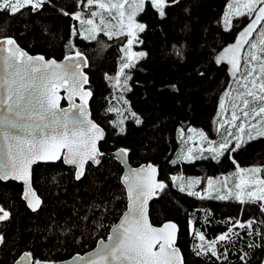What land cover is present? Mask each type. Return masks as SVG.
<instances>
[{
	"label": "trees",
	"instance_id": "trees-1",
	"mask_svg": "<svg viewBox=\"0 0 264 264\" xmlns=\"http://www.w3.org/2000/svg\"><path fill=\"white\" fill-rule=\"evenodd\" d=\"M231 1L179 0L167 9L165 19L150 8L137 16L148 27L141 34L143 44L136 48L147 55L127 70L131 90H125V98L142 123L127 118L123 133L121 126L113 127L115 115L108 113V107L113 93L110 80L119 70L124 41L103 34L93 41L72 35L76 29L72 16L83 11L86 0H50L38 12L24 8L15 15L0 11V38H14L28 53L61 60L80 51L87 57L92 115L106 131L100 145L104 153L101 164L88 165L82 179L76 180L75 170L61 161L34 167L33 186L43 201L37 212H31L22 200L21 184L0 181V205L11 212L8 221L0 222V234L5 236L0 264H13L25 252L34 260L57 263L91 251L99 240H106L127 207L121 184L123 168L108 155L122 148L128 150L133 167L151 163L159 169L160 180L168 184L153 201L150 218L156 226L167 221L178 225L177 245L185 264H245L240 260L244 252L248 253L247 264H264V239L255 234L264 235V212L259 203L200 199L181 192L171 182L172 176L183 175L205 183L236 166L261 168L264 179V137L241 144L219 160L206 157L172 163L177 159L182 129H200L210 139L219 133L220 100L235 80L230 65L215 61L250 22L247 16L234 18L233 27L225 31L224 13ZM237 220H254L253 235L236 227L238 236L217 245L219 259L210 253L195 254L193 248L201 242L194 231L211 241ZM225 251L227 259L222 255Z\"/></svg>",
	"mask_w": 264,
	"mask_h": 264
},
{
	"label": "snow or ice",
	"instance_id": "snow-or-ice-1",
	"mask_svg": "<svg viewBox=\"0 0 264 264\" xmlns=\"http://www.w3.org/2000/svg\"><path fill=\"white\" fill-rule=\"evenodd\" d=\"M50 0H0V11L15 15L24 8L32 12L40 11ZM88 6H97L104 12L112 14L113 10L119 17L117 25L106 23L102 13L91 12V17L81 19V14L75 13L73 19L79 20L81 26L87 25L83 32L72 29V35H81L85 40H97L101 33L112 39L122 38L124 43L121 48L123 56L119 71L114 77L115 86L130 91L127 81L131 79L126 70L135 68L137 62L143 59L147 53L135 51L134 45L143 44L141 34L147 30L148 25L139 22L136 17L145 13L147 8L154 10L160 19H165L167 9L178 4L179 0H86ZM131 7L130 12L126 9ZM64 15H69L65 12ZM100 16L99 24L95 17ZM247 16L250 22L239 32L234 44L225 47L217 56L216 63L226 62L231 66V74L237 87L225 91L220 100V108L225 110L227 103L231 108V119H224L219 124L220 128L228 125L227 137L222 142L216 143L208 139L203 131L197 135L201 141H207L208 147L201 146L199 149L188 148L182 152L178 161L192 162L195 159L206 158L205 151L212 154L215 159L224 156L240 148L248 140L264 137V0H233L228 4V11L224 13L223 23L225 31L233 27L232 17ZM111 19H116L112 16ZM84 33H87L86 35ZM254 34L256 38L254 39ZM245 46H247L245 48ZM0 65L3 74L0 75V181L14 180L23 184L22 197L27 201L28 207L36 212L41 206V199L32 187V166L38 162H55L63 160L64 164L71 165L75 169V179L80 180L85 174V166L100 164V158L104 153L100 149V142L105 139L104 129L88 119L87 102L92 92L85 88L89 83L84 68L87 67V58L80 51L65 56L64 63L53 60H45L43 56H30L23 51L15 39L9 36L0 38ZM177 54H181L177 49ZM63 88L67 92L70 102L68 109L60 107L61 97L58 89ZM235 93V95H233ZM78 97L80 103H75ZM124 103L128 102L124 100ZM122 117L127 112L135 123L142 121L130 107L121 112ZM124 117L113 121V127L124 124ZM235 129V134L232 129ZM120 133L124 128H119ZM195 133V129H189ZM183 129L181 138H183ZM188 140L193 139L188 136ZM235 141L233 145L232 141ZM127 149H119L123 157L127 155ZM199 152V155L195 153ZM235 163V161H233ZM261 168L240 169L238 182L235 183V199L241 204L259 203L260 211L264 212V179L256 174ZM252 175H245L244 173ZM158 169L151 163L137 169H130L123 177V183L127 186L128 210L124 213L120 223L116 225L112 234L108 236V243L104 244L94 256L86 261L79 257L83 264H184L180 250L175 247L177 225L172 222L163 224L162 227H153L148 221L146 205L148 200L163 192L167 187L164 181L157 179ZM178 177L172 176L175 185ZM182 179V178H181ZM200 180L186 181L187 189L200 184ZM209 190L213 187V181L208 180ZM228 191V196L218 195L212 197L211 191L207 198L224 200L233 195L228 189L227 178L223 185ZM251 189V190H249ZM181 192L186 191L184 184L179 186ZM219 191V189H217ZM187 195L206 198L199 192L187 190ZM247 197V200L244 197ZM11 212L0 205V222L8 221ZM254 220L232 223L227 232L219 235L216 239L206 241V237L199 231H194V236L201 242L194 246L193 251L197 256L208 255L220 258L217 245L231 241L236 227L248 229V235H253ZM264 239V235L255 231ZM5 236L0 234V245L4 244ZM258 245H249L254 247ZM227 259V251L223 254ZM247 252L240 256V260L247 264ZM15 264H45L40 260L32 259L30 252L20 256Z\"/></svg>",
	"mask_w": 264,
	"mask_h": 264
},
{
	"label": "rangeland",
	"instance_id": "rangeland-1",
	"mask_svg": "<svg viewBox=\"0 0 264 264\" xmlns=\"http://www.w3.org/2000/svg\"><path fill=\"white\" fill-rule=\"evenodd\" d=\"M102 2H105L107 3L108 0H102ZM233 2V0L231 1ZM129 4H131V0H129ZM92 11H96L98 13H102L105 17V20H106V23L111 20V24L109 25V29L108 30H111L112 26L114 25H117L118 24V21H119V17L116 13V10H113L112 14L109 15V13L107 12H104L103 10L99 9L97 6L93 5V6H88L87 5V2L84 4V8H83V11L82 12H79L81 14V19H88V18H92L91 17V12ZM131 11V7H128L126 9V12H130ZM228 11V7H227V10ZM112 16H116V19H111ZM73 17V16H72ZM240 17V16H239ZM234 18H237V17H232V22L234 20ZM73 19V18H72ZM96 23L99 24L100 22V16L98 15L97 17L94 18ZM137 19V17H136ZM74 20V23H75V27L79 32H83V29L88 27L87 25H83L81 26V23L79 20ZM85 35L87 33H84ZM102 34V33H101ZM81 36V35H80ZM99 36V35H98ZM82 37V36H81ZM256 38V34H254V39ZM87 41H93V40H87ZM247 46H245L246 48ZM134 50L135 51H140L139 49L136 48V45H134ZM72 54V53H71ZM122 56H123V52H122ZM122 62V61H121ZM226 63V62H225ZM231 67V66H230ZM119 71V70H118ZM127 71V70H126ZM118 73V72H117ZM115 77V76H114ZM114 77L110 80V84H111V88H112V96L109 98L110 99V103H109V107H108V113L109 114H113L115 115V120L114 121H117L119 122L120 119L124 118V117H127V118H130L131 116L127 113V112H124L125 109H128L129 108V105L128 103L125 104L124 103V100H126L125 98V90L122 88V87H119V86H115V80H114ZM128 83V81H127ZM237 87L235 81H234V87L235 88ZM233 95H235V93H233ZM227 99L226 98V104H225V110H222L221 111V115L219 117V124L220 123H223L224 119L227 118L228 120L231 119V116H230V113H231V108L230 106L228 105L227 103ZM127 101V100H126ZM109 109H120L121 112H124V117H122L120 115V113H118L117 111H109ZM131 111V110H130ZM132 112V111H131ZM126 118V119H127ZM126 119H124V121H126ZM122 126V125H120ZM189 129H195L196 132L195 133H192V132H189L188 130ZM227 130H228V125H225L224 128H220L218 126V135L215 139H210L208 136V139L211 140V141H214L216 143H219V142H222L225 138L229 139V140H232L231 137H227ZM199 131H202L200 129H196V128H188L186 130H183V133H184V136L183 138H181V131L179 133V141H180V147H179V151L176 155L177 159L178 160V157L180 156V154L182 152H186L188 148H193L194 150L195 149H199L201 146H203L204 148H207L208 147V144H207V141H201V139L199 138V136L197 135V133ZM233 133L235 134V129L233 128L232 129ZM204 132V131H203ZM205 133V132H204ZM206 134V133H205ZM188 136H192L193 139L191 140H188ZM257 138H260L259 136ZM244 140L246 142L250 141L247 139V134L244 135ZM244 142V143H246ZM233 145L235 144V141L233 140L232 141ZM243 144V143H242ZM196 155H199V152H196L195 153ZM203 156L204 157H211L212 158V154L205 151L203 153ZM222 156L220 157H217L215 158L214 160H219ZM213 159V158H212ZM195 160H198V159H195ZM193 160V161H195ZM252 168H256V167H252ZM252 168H242L240 166H236V168L234 170H232L231 172H229L228 174L226 175H222V176H217V177H212V178H209L213 181V187L211 190H209V187H208V180H206L205 183L202 182V179L201 178H198V177H185L183 175H175L176 177H178L177 181L175 182V185L173 184V181L171 180L172 182V185L174 187H176V189L179 190V186L181 184H184V186L186 187V191L184 193H187V190H191V191H195V192H199L201 194V196H205L207 198V193L209 191H211V195L212 197H216L218 195H225V196H228V191L226 189H224L223 185L225 183V178H227V185H228V189H231L232 190V193L233 195L229 196L227 199L225 200H236L235 199V192L238 191V189L235 188V183L238 182V174H239V170L240 169H252ZM245 175H252L251 173H244ZM260 179L261 176H260V173H257L256 174ZM182 178V179H181ZM200 180L201 183L198 184V185H193L191 187V189H187V184H186V181L188 180ZM217 189H219V191H217ZM251 190V189H249ZM215 199V198H214ZM245 200H247V197L245 196L244 197ZM198 239V238H197Z\"/></svg>",
	"mask_w": 264,
	"mask_h": 264
},
{
	"label": "water",
	"instance_id": "water-1",
	"mask_svg": "<svg viewBox=\"0 0 264 264\" xmlns=\"http://www.w3.org/2000/svg\"><path fill=\"white\" fill-rule=\"evenodd\" d=\"M14 39V38H13ZM17 45L23 50V51H25V52H27V50H25L24 48H22L18 43H17ZM28 53V52H27ZM30 56H33V57H35V56H43V55H41V54H36V55H32V54H30V53H28ZM73 54V53H72ZM72 54H69V55H72ZM0 55H3V53H0ZM84 55V54H83ZM67 56V55H66ZM85 56V55H84ZM44 58H45V60H53L54 58H50V59H48V58H46L45 56H43ZM86 57V56H85ZM87 58V57H86ZM55 61H57L58 63H64L65 62V57L64 58H62L61 60H56V59H54ZM87 67L86 68H84V72L87 74V76H88V79H89V83L88 84H86L85 85V88L86 89H88V90H90L89 89V85H90V78H89V74L87 73V69H88V66H89V61H88V59H87ZM3 74V71H2V65H0V75H2ZM91 92H92V90H90ZM58 94H59V96L61 97V99H60V107L61 108H63V109H68L69 107H70V102H69V100L67 99V92L65 91V89H63V88H60V89H58ZM92 99H93V92H92V96L88 99V102H87V105H86V108H87V112H88V119H90L91 121H93L94 123H96L97 125H99L95 120H94V118H93V115H92V111H91V102H92ZM74 100H75V103H77V104H79L80 103V100H79V98L78 97H76V98H74ZM63 103H65L64 105H63ZM100 126V125H99ZM101 128H103L102 126H100ZM104 129V128H103ZM104 132H105V138H106V131L104 130ZM105 140V139H104ZM103 140V141H104ZM103 141H101L100 142V145H101V143L103 142ZM0 144H2V140H0ZM99 145V146H100ZM101 149V148H100ZM109 155V157L111 158V159H113V160H115V161H117L121 166H122V168H123V174H122V177H121V184H122V186H123V188H124V190H125V195H126V201H127V207H126V210H125V212L128 210V204H129V200H128V192H127V186L123 183V177L125 176V175H127L128 174V172H129V170L130 169H137V168H140V167H142V166H146V165H148V164H143V165H141V166H138V167H133L130 163H129V159H128V153H127V155L126 156H121L120 154H119V149H117V150H115V151H113V152H111V153H109L108 154ZM100 160L102 161V157L100 158ZM62 162L63 163V160L61 159V160H58V161H55V162H38L37 164H34L33 166H32V187L34 188V186H33V169H34V167L36 166V165H39V164H56V163H58V162ZM64 164V163H63ZM100 164H101V162H100ZM100 164H98V165H96V164H92L91 162H89L86 166H85V172H86V169H87V167H88V165H92V166H94V167H96V166H99ZM65 166H67V167H69V168H73V166H71V165H67V164H64ZM156 167V166H155ZM74 169V168H73ZM158 169V168H157ZM75 170V169H74ZM84 177V175L81 177V179ZM157 179H159L160 180V172H159V169H158V176H157ZM2 182H4V183H8V182H16V183H18V184H21L22 185V188H23V184L21 183V182H19V181H14V180H11V179H9V180H3ZM36 191V190H35ZM22 193H23V191H22ZM37 193V192H36ZM37 195H38V193H37ZM39 196V195H38ZM40 197V196H39ZM156 197L157 196H155V197H153V198H151V199H149L148 200V203H147V205H146V214H147V217H148V221H149V223H151L152 224V222H151V218H150V208H151V205H152V203H153V201L156 199ZM40 199H41V201H42V198L40 197ZM22 200L25 202V204H26V206H27V208L31 211V212H33L32 210H31V208H29L28 207V204H27V201L26 200H24L23 199V197H22ZM43 202V201H42ZM41 206H42V203H41ZM41 206L39 207V209L41 208ZM38 209V210H39ZM37 210V211H38ZM36 211V212H37ZM124 212V213H125ZM34 213V212H33ZM124 213L122 214V216L120 217V219L111 227V229H110V233H109V235H111L112 234V230H113V228L116 226V225H118L119 223H120V221H121V219L123 218V215H124ZM167 222H172V223H175V222H173V221H167ZM167 222H165V223H167ZM165 223H163V224H165ZM163 224H161V225H159V226H156V225H154V224H152V226L153 227H162L163 226ZM176 224V223H175ZM177 225V224H176ZM177 228H178V231H177V233H176V242H175V247H177L179 250H180V254H181V256L183 257V262H184V264H185V259H184V256H183V253H182V250L180 249V247L177 245V243H178V239H179V233H180V230H179V227H178V225H177ZM106 243H108V239H106V240H99L98 242H97V244H96V246L91 250V251H88V252H86V253H84V254H77V255H74L73 257H71V258H69V259H67V260H63V261H60V262H57V263H53V262H48V261H42V262H45V264H83V261H81L80 259H78L79 257H83L84 258V260L86 261L90 256H94L95 254H96V252L101 248V247H103V245L104 244H106ZM24 254V253H23ZM22 254V255H23ZM20 258V257H19ZM19 258L17 259V260H19ZM32 259H33V257H32ZM16 260V261H17ZM15 261V262H16ZM41 261V260H40ZM15 262L13 263V264H15Z\"/></svg>",
	"mask_w": 264,
	"mask_h": 264
}]
</instances>
